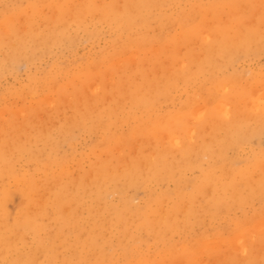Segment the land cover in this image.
I'll use <instances>...</instances> for the list:
<instances>
[{
    "label": "rangeland",
    "instance_id": "374dc122",
    "mask_svg": "<svg viewBox=\"0 0 264 264\" xmlns=\"http://www.w3.org/2000/svg\"><path fill=\"white\" fill-rule=\"evenodd\" d=\"M82 1L0 0V23L2 25L0 26V151L4 152L6 159L8 158L6 161L4 158L3 163H8V160L11 159L9 161L10 166H13V168H10L12 171L11 176L4 177L3 181L0 180V193L3 190V186L7 187L8 195L4 202L7 213L11 215H15L16 213L17 215L20 212V215H18L19 220L16 223L17 228H14L15 231L22 232L23 241L17 242L16 247L19 249L18 252L26 253L37 245L40 238H46L48 233L50 234L51 232L52 235L55 234L56 227L61 226L55 217H58V219L63 218L62 220L67 218V213H65V217L63 210L67 212L66 209L68 207L70 211L73 209L72 214L73 212L76 213L75 210H77L76 214L78 217H75V213V215L73 214L75 218L73 216L71 218L68 215L72 220L69 217L67 220L70 223L66 219L64 220L68 223L66 227L72 226L74 223L77 225L76 222H73L75 219L74 221L78 223L77 226L84 228V230L75 233L67 231V233L59 232L60 234L55 235L54 252L47 255V258L43 257L42 254L40 256L39 252L37 253L38 256L36 258L42 264H94L88 260V256L84 251L85 249L77 242L79 238L84 237L85 233L83 232H85V228L88 226V214L90 213L87 209L88 206L93 205L90 204L88 199V192H86L88 191L86 189L88 185L85 183V177L91 174L88 171L90 167L93 170V166L96 167V164L106 162L113 167H121L123 164L128 163L130 159H138L139 156L146 155L149 151V146L156 139L160 141L158 142L159 144L168 145L166 131H160L157 137L150 134L151 123L148 122L150 121L149 113L147 111H145L146 113L143 112L144 110L139 107L131 109L129 95L131 92L140 93L144 91L146 85L150 84L149 86L153 87L160 79L162 80L168 76L170 78L172 70L180 69L177 66L181 64H183L182 67L186 70L184 72L186 82L177 80L178 82L175 83V86L169 88L168 96L161 97L160 101H156L157 104L155 103V111L152 116H163L165 119L173 120L174 123L177 121L174 125L177 128L176 134L183 139V142H186L185 144L195 145L194 147L207 146L212 149H216L217 139L223 138L225 132L236 125H238L237 127L244 134H248L252 130H255V128H262V133L246 137L235 150L229 149L227 155L237 158L234 161L232 160L234 166L236 165L235 167H243L246 161L249 162L256 157L250 163H257L255 167L249 165V180L252 182L257 176L264 173V158L261 157L264 154V127L261 126H264V124H259L258 120L259 117L264 115L262 113L264 112V94H262L264 93V39H254L255 37H253V40H248L245 48L235 56L236 59L233 57L231 63L227 66L213 68L209 71H200L196 67L197 63H201L204 57V44L208 42V36H213L212 32L216 27L222 29L230 28L231 30L236 29L238 31L249 29L254 30L256 34H264L261 33L264 32V0H163L160 7L158 6L159 8H156V6L155 10L152 9V12H150L151 16L148 17L146 27H140L139 25L132 27L127 24H123V27H118L116 24L99 19L96 15L98 11H94L95 18L91 21H87V23L77 22L74 19L76 15L82 13ZM91 2L93 10L95 7L104 9L103 6H107L108 11L112 13V10L118 11L124 6L126 7L129 0H91ZM61 6L67 8L63 14L67 20L65 37L59 39L58 42L34 47L30 45V48L27 50V57L16 60L17 63L4 58V54L9 50V42H13L15 35L21 34L24 31L23 29L33 28L45 33L50 31L54 26L58 25L57 28H59L60 25L55 11H59ZM70 8L74 13L72 14L73 17H69L72 13ZM142 14L146 18L149 16L147 12ZM158 16L160 22L157 18ZM5 30L8 31L5 32ZM134 34L140 39L139 41L136 40L137 43L135 45L124 46L125 48L120 46L128 39H131V36H135ZM129 36L130 38H128ZM50 44L53 45L51 46ZM130 58H134V60ZM11 61L12 63H10ZM121 64L122 66H120ZM211 71L213 72L211 73ZM166 72L169 73L166 74ZM213 79H216L217 83ZM46 99H48L47 102ZM118 100L122 104V106L120 105V110H118ZM105 108L106 110L113 108L116 116H112V114L110 115L111 117L106 116ZM128 110L132 111L131 113L134 115L135 122L133 119H129L128 121L124 119V115H126ZM192 111L194 112L192 113ZM221 114L226 117H222ZM178 115L181 116L180 120H176L179 117ZM67 118L70 119L68 120ZM101 120L104 121L101 122ZM110 120L112 122H109ZM143 122L144 124H142ZM71 123L75 125L73 124L69 132H66L68 135L62 134L65 133L63 132L65 127H68ZM98 123H101L102 126ZM222 123H224L223 126H221ZM37 125L40 126L38 127ZM41 125L43 126L41 127ZM170 125V127L173 126V124ZM148 129L150 132L147 131ZM43 130H49V132L46 131V133ZM246 131L248 132L246 133ZM44 133L49 135L46 136ZM120 134L122 135L120 136ZM107 135H110V137L107 138ZM188 136L191 141L187 138ZM47 137L52 138V143L49 141L50 139L48 140L51 144L46 142ZM54 140L57 144L54 143ZM7 146L11 148V151H9ZM207 162L210 161L204 157L202 161L204 169L208 166ZM215 171H217V175H220L219 169ZM197 174V170L193 169L186 172L185 175L192 178L193 175L196 176ZM74 175L76 176L74 177ZM14 178L22 181L30 179L31 182L34 181L36 183V187L33 186L35 187L34 189L30 186L33 183L28 184L29 188L26 186L30 192L35 193L34 195L38 193H42L41 195L43 193L46 194H44L45 197L40 196V194L38 197L33 195L35 197L34 202L39 206L38 208L44 206L47 210L45 216H43L44 218L42 217L41 221H38V224L44 223L45 225L44 230L41 229V232L37 231L39 234L35 233L36 230L33 228L34 223L27 214L32 212L26 209L29 207L38 208L34 206L35 203L32 206H30L31 204L27 206V197H23V192H20L21 189ZM76 181L83 183V185L80 183V185H75V187L79 186L78 188L76 187L77 196L74 198L76 202L71 203L73 198L69 202L70 197L68 200L66 198L61 200V196H59V200L55 201L53 199L59 190V194L61 195V189L65 187L64 185L68 188V190L64 188L67 192L70 191L69 189H73L74 183H77ZM149 184L155 192H159L163 188V186H159L154 181ZM50 186H55L52 189L56 190L53 191L51 189L54 194L49 190ZM172 186L171 182L166 184V187L169 189ZM73 190L69 194H74L75 190ZM128 193L131 194L132 192L129 191ZM115 194H110L112 196H108V201L116 206L118 196L117 194L115 196ZM49 195L52 197V200ZM39 197L46 200H40ZM130 197L135 205H140L139 207L144 205V202L142 204V200L145 199V195L142 190L135 191ZM36 200H40L41 203L42 201L44 202L40 205L41 203H38ZM200 200L201 197L198 198L196 203L198 204ZM50 201L55 202V204L53 203L54 206ZM21 203H26L24 205L27 206L25 209H22V212L20 208L24 205H21ZM75 206L77 207L75 208ZM231 210L223 211L224 213L221 212L214 219L200 215L198 223L195 222L196 224L194 223V226L192 225V228L187 233L175 234L173 240L177 243L183 241L186 245L180 251L179 249L178 251L176 250L177 252L172 251L174 252L172 253L173 255H170L171 253L169 255L160 253L162 245L151 244V239H148L144 232L142 235H144L146 241L143 240L144 244H140L138 246L140 248L138 249L139 251L141 250V254H144V259L151 255L149 257H152L154 261L150 264H194L197 257L202 258L205 264H221L223 261L228 260L227 256H232L231 259L235 261H233L234 264H238V261L244 258L243 256L246 254L240 251L239 253L238 251H236L237 253L233 252L232 248L228 247V244H225L226 246L223 244V240L225 238L227 240L232 234L239 232L241 228L243 235L248 236L249 240L257 236L254 234L261 229L259 223L264 221V200L253 199L243 204V206H234L233 210ZM247 217L249 222L246 219ZM242 219L246 223L242 222V225H240ZM63 227L64 231L70 229ZM246 228L248 229V233L246 232ZM202 233L205 235L204 244L192 240L195 234L197 236ZM107 234H109L108 237L111 239L112 245L116 248L113 252V264H124V258L122 257L123 250L116 243L117 234H111L110 232ZM257 234H261V239L260 236H258L259 238L256 237L259 244L257 246L254 244L255 247L252 248L253 251L255 250V253L251 250L253 257L255 256L254 258L256 259L253 261L254 264H258V259L261 256L260 253L264 251V247L261 248L264 245L262 244L264 243V231ZM220 240H222V243ZM246 240H248L247 237L244 241ZM257 240H254L255 243ZM205 241H207V245H205ZM60 242L63 243L62 247L60 246L62 245ZM186 242L188 244L190 242L192 247ZM210 244L213 246H210ZM215 244L218 245L215 246ZM188 246L189 248H187ZM204 246L206 247L204 248ZM7 251L9 252L8 255L5 251L0 252V264H7L10 257L15 256L14 250ZM230 251L233 254H229ZM189 252L195 253V256L191 254L192 258ZM241 253L244 255L242 256ZM219 254L220 256L218 257ZM214 255L215 258L212 257ZM208 258L211 259L209 260ZM199 261L201 262V259ZM198 262L196 263L198 264Z\"/></svg>",
    "mask_w": 264,
    "mask_h": 264
},
{
    "label": "bare ground",
    "instance_id": "6f19581e",
    "mask_svg": "<svg viewBox=\"0 0 264 264\" xmlns=\"http://www.w3.org/2000/svg\"><path fill=\"white\" fill-rule=\"evenodd\" d=\"M162 1L163 0H129L126 7L124 6L121 10H118V11L112 10V13H110L107 9V6H103L104 9L100 8V7L99 8L95 7V9L93 10V8H92L93 4H92L91 0H83L81 2L82 3V5H81L82 13L76 15V18L74 20L77 22H84V23L86 22L87 23V21H91L93 18H95L94 11H98L99 14L97 13L96 15L99 19L103 20L104 22H110V23L116 24L118 27L119 26L123 27L122 26L123 24L124 25L127 24V25L132 26V27H135V25L136 26L139 25L140 27H146L148 24L147 23L148 17L151 16L150 12H152V9H154L156 6H157L156 8H159ZM62 5L64 6V4H62ZM91 5H92V7H91ZM63 6H61L59 8V11L56 10L57 13L55 11V14H57V21L60 25L59 28H57L58 25L54 26L50 31H47L45 33L37 31L33 28L23 29L24 31L21 34L15 35V40L13 42H9V44H10L8 47L9 50L6 51V53L4 54V58L10 59V60H13V62H16V60H18V59L27 57V50H28V48H30V45L34 47V46H38V45H42V44H46V43L58 42L59 39H61L62 37H65V35H66V27L65 26H67V20L64 18L63 14L67 10V8L63 7ZM67 7H69V6H67ZM70 10L72 12L71 8H70ZM145 12H147V14L149 15V16H147V18L145 15L142 14ZM69 13H70V11H69ZM72 14H74V13L72 12L71 15L69 14L70 15L69 17H73ZM52 16H51V18H52ZM21 17H22V15H21ZM157 18L159 19V22H160L159 16ZM24 20H25V17H24ZM64 22L66 23L65 25H64ZM165 24H167V23H165ZM173 24H175V23H173ZM0 26H2L1 23H0ZM230 27H232V26L230 25ZM6 31H8V30H5V32ZM253 31L254 30H249V29L246 31H242V30L238 31L236 29L231 30L230 28H228V29H226V28L222 29L220 27L214 28V30L212 32L213 36L212 37L208 36V42L204 44L205 54H204V57H203L201 63H199V62L197 63V66H196L197 70L199 69L200 71L201 70L209 71V70H212L213 68H220L222 66L229 65L231 63V60L233 59V57H235L240 51H242V49L245 48V44H247L246 42L248 40H253V37H255L254 39H261V40L264 39V34H256L255 31L254 32ZM127 33H129V32H127ZM261 33H264V32H261ZM209 34H211V33H209ZM134 35L135 36H131L132 37L131 39H128L126 42H124L120 46L124 47V46L135 45L137 43L136 40L139 41L140 39L138 38V36L136 34H134ZM128 38H130V36ZM133 40H135V41H133ZM249 42H251V41H249ZM124 51H126V50H124ZM157 53H158V50H157ZM135 54H137V53L135 52ZM133 55H134V53H133ZM2 58H3V56H2ZM234 59H236V57ZM131 60H134V58H132ZM3 61H5V60H3ZM7 61L9 62V60H7ZM164 62H166V61H164ZM10 63H12V61ZM181 63H182V61H181ZM142 65H144V64H142ZM182 65L183 64L177 66L180 69L177 68V69L172 70V72H171L172 74H171L170 78L168 76L162 80L160 79L159 81L156 82V84L153 87H150L149 86L150 84H149L148 86L147 85L145 86L144 91H142L140 93L139 92H136V93L131 92V94L129 95V99H130V103H131V107H132L131 109H135V108L139 107L140 109L144 110L143 112L147 111L149 113L151 119L149 118L150 121H148V122L151 123V132L149 131V129L147 131H149L150 134H153L154 137H157V135L160 134V131H162V132L166 131L167 133L166 132H164V133H166L167 137L166 136L165 137L168 139V140L166 139L168 145H166V144L161 145L158 143L160 141H157V139H156V141L154 143H152L151 146H149V151L146 155L139 156L138 159H130V161L128 163L123 164L121 167H119V166L113 167V166L109 165V163H106V162H102L99 164L95 163L97 166L94 167L92 165L94 169L91 170L92 167H90V169L88 171L89 174L90 173L91 174L89 176L86 174L87 177H85V179H86L85 183H87L86 185H88V188H86L85 185L84 186L88 190L86 192H88V199L90 201V204H93V205L89 207L88 204H86L88 206V209L87 208L86 209L90 212L88 214L89 215L88 226L85 228V232H83V233H85L84 237H81V238L77 237V238H79V241H77V242L80 244V246L83 249H85L84 251L88 256V260L90 262H93L94 264H107V263L113 264L114 263V260H113V254L114 253L113 252L116 248L114 245H112L111 239L108 237L109 234H107V233H109V232L111 234H114V233L117 234V236H116L117 242L116 243H117V245L121 246V249L123 250V256L122 257L124 258V264H150L151 262L154 261V259L152 257L151 258L149 257L151 255H149L148 257H146L144 259L143 258L144 254H141V250L139 251V249H138V248H140L138 246L144 242L143 240L146 241L144 235H142L143 232L147 235L148 239H151V241L149 240L151 242V244L153 243L154 245H157V246L159 244L162 245V247L160 248V253L165 254V255H169V253H171L170 255H173L172 253L177 252L178 249H179V251L181 249H184V245H186L185 242H183V241L178 242V243L176 241H174L173 236L175 234H179V233L180 234L181 233H183V234L187 233L192 228V225L198 221V218L200 217V215H202V217L208 216L210 219H214L221 212H223V211L226 212L229 209L231 210V207L233 210L234 206H239V207L243 206V204H246L249 201H252L253 199L264 200V173H261L259 176H257V178L253 180V182L249 180V178H250L249 177V170H250L249 165H252V167H255V165L257 163L256 164H250V163L253 160H255L256 157L249 162L244 161L245 166H243V167H241V166L235 167L236 165L234 166L233 161L237 158L236 157L235 158L229 157L227 155V151H229V149L235 150V148L239 145V143L242 140L246 139V137H250L251 135L256 136V135L260 134L262 128H260V129L255 128V130H252L248 134H244V132L242 133V130L237 127L238 125H236L233 128L226 131L223 138H220L219 140L217 139L216 149H212V148L207 147V146L194 147L195 145L192 146V145L185 144L186 142L185 141L183 142V139L178 137V135L176 134L177 128L174 125H175V123H177V121H175V123H174L173 120L171 121V120H168L167 118L165 119L163 116L162 117H159L156 115L154 117L152 116V114H154V111H155L154 106H155L156 101L159 99L161 100V97L164 98V97L168 96L167 94L169 93L168 92L169 88L171 86L174 87L175 83H177L178 81H185L186 80V77L184 74V72L186 70L182 67ZM120 66H122V64ZM168 71H169V69H168ZM212 72L213 71H211V73ZM168 73L166 72V74H168ZM164 76H166V75L164 74ZM215 80L216 79H213V81L217 83V81H215ZM221 83H223V82H221ZM91 85H94V84H91ZM85 86H86V84H85ZM224 86H225V84H224ZM262 94H264V93H262ZM28 95L30 96V94H28ZM50 99H52V98H50ZM117 99H119V98H117ZM67 100H69V99H67ZM47 101H48V99H46V102ZM69 101H71V100H69ZM50 103H52V102H50ZM118 103H119V100H118ZM226 104H228V103H226ZM120 105L122 106V104L119 103L118 110H120V108H121ZM77 106H79V105H77ZM105 110H106V108H105ZM202 110L204 111V109H202ZM19 111H21V110H19ZM95 111H93V112H95ZM118 112H121V111H118ZM131 112L128 110L126 112V115H124V119H126L127 121L129 119H133V121H134L135 118ZM193 112L194 111H192V113ZM24 113H27V112H24ZM262 113H264V112H262ZM105 114H106V116L107 115L110 116L111 114H112V116L113 115L116 116V112L113 108H108L105 111ZM197 114H198V112H197ZM163 115L165 116V114H163ZM178 116L179 117L176 118V120L181 119L180 118L181 116L180 115H178ZM221 116L226 117L225 115H222V114H221ZM195 118H197V117L195 116ZM43 119H45V118H43ZM68 120H66V121H68ZM71 120H72V118H71ZM190 120H191V118H190ZM235 120H237V119H235ZM258 120H259V124H264V115L259 117ZM103 121L101 120V122H103ZM109 122H112V121L110 120ZM130 122H131V120H130ZM169 123L173 124V126L170 127L171 125ZM73 124L74 123H71L68 127L66 126L64 131H63L65 133H62V132L61 133L67 136L68 133H66V132H69V130L72 128ZM98 124L101 125V123H98ZM142 124H144V122ZM223 124L224 123H222L221 126H223ZM37 126L39 127L40 125H37ZM42 126L43 125H41V127ZM127 127H128V125H127ZM149 127H150V125H149ZM261 127H264V126H261ZM190 130H188V131H190ZM46 131L49 132V130H46ZM46 131H44V132H46ZM220 132H219V134H220ZM247 132L248 131H246V133ZM122 134H120V136ZM132 134H133V132H132ZM193 134H194V132H193ZM47 135H49V134H47ZM117 136H118V134H117ZM191 136H193V135H191ZM215 136H216V134H215ZM109 137H110V135H107V138H109ZM44 138H45V136H44ZM124 138H126V136H124ZM187 138L189 139V136ZM49 139L50 138L46 139V142L50 143L52 141V138L50 140ZM142 141H144V140L142 139ZM168 141H170V142H168ZM54 143H56L55 140H54ZM164 143H166V142H164ZM196 146H197V144H196ZM4 147H5V145H4ZM7 147L9 149V151H11V148L9 146H7ZM117 148H119V147H117ZM133 150H135V149H133ZM4 151H6V150H4ZM12 153H13V151H12ZM37 154L39 155V153H37ZM9 155H11V154H9ZM259 156H261V155L259 154ZM259 156H257V157H259ZM204 157H206L210 161V162H207L208 166L205 169L202 167V161H203ZM261 157L264 158V154H262ZM3 159L6 161L8 158L6 159V157L4 156V152L0 151V163H2V164H0V180H2V181L5 179L4 177H8L12 173L10 168H13V166H10V162H9V161H11V159L8 160V163L7 162L3 163V161H4ZM95 162H97V161H95ZM99 162H101V161H99ZM261 166H262V164H261ZM193 169H196L198 174L196 176L193 175L192 178L186 177V175H185L186 172H189ZM216 169L220 170V175H217V173H216L217 171H215ZM16 176H17V174H16ZM62 176H64V175H62ZM62 176H61V179H62ZM65 176H67V175H65ZM75 176L76 175H74V177ZM253 177L255 178V176H253ZM15 180L21 189L20 192H23L22 193L24 195L23 197H25V198L27 197V200H28L27 206H29V204H31L30 206H32V204L35 203L34 202V200H35L34 196L38 197V195L40 193H38L37 195H34L35 193L33 194V192H30L28 190V188L30 186H32V188L34 189L36 187V185H35L36 183H34V181L31 182L30 179H28V181H30L29 183H27L28 182L27 180L22 181V180L17 179V178ZM152 181L157 183L159 186H163V188L159 192L153 191L152 188L150 187V184H149ZM76 182L78 184L74 183V187H75V185H80V184L83 185V183H80L78 181H76ZM169 182H171L173 184L171 189L166 187V184ZM31 183H33V185L29 186L28 184H31ZM33 186H35V187H33ZM64 186H65L64 188H67L66 185H64ZM50 187L51 188H49V190L52 191L53 190L52 187H55V186H50ZM74 187H73V189L75 191L73 189H69V190L70 191L73 190L74 194H76V187L77 186L75 188ZM6 188L7 187L3 186V190L0 193V252L5 251V253L8 255L9 252L7 250H10V251L14 250L15 251V256H13V257L11 256L9 261H7V264H42V262L40 260L38 261L36 258L38 256L37 253L39 252L40 256L42 254L43 257H45V258H47V255L52 254L54 252V248H55V238H56L55 235L60 234L59 232H66L67 233V231H69V232L73 231L75 233V232L84 230V228H80V226H77L78 223H77V221H74L75 219L73 220V222H76L77 225H75V223H74V224H72V226L70 225V226L66 227V224L70 223L67 220V218L69 216L74 217V215L78 212L77 210H75L76 213L73 212V214L75 213L73 215L72 214L73 209L70 211V209L68 207V209H66L67 212H65L63 210L65 217H66L65 213H67V218H65V217L64 218L68 221V223H67V221H64L65 219L62 220L63 218L58 219V217H55L59 221V223L61 224V226L56 227V233L55 234L52 235L51 234L52 232H51L50 234L48 233L46 238H40L39 237L40 241L37 242V245H35L34 248L30 249L29 252L28 251L26 253L18 252L19 249H17V247H16L17 242L19 243V242L23 241L22 232L17 231V230L15 231V228H17L16 223L19 220L18 215H20V212H18L17 215H16V213H15V215L13 213H12L13 215L7 213V211H6L7 209H5V207H4V202H5L6 197L8 195ZM32 188H31V190H32ZM63 189H61V192H62L61 195L59 194L60 190L58 193H56V191H55L56 195L55 196L53 195L54 196L53 199L55 201L59 200V196H61V200L65 199V198L68 200V198L70 197L69 202L72 201L71 198H73V201L71 203H73L74 201L76 202V200L74 198H75V196H77V194L76 195L71 194V193L69 194L70 191L67 192L68 188H67V190L66 189L63 190ZM86 189H84V190H86ZM54 190H56V189H54ZM137 190H139V191L142 190L144 192V195H145V199L142 200V204L144 202V205L142 207H139L140 205L139 206L135 205V203H133V201L130 197L132 195V193H135V191H137ZM53 191L51 193H53ZM129 191H131L132 193L129 194L128 193ZM86 192H84V193H86ZM28 193H29V195H28ZM112 193H116L118 196V202L117 203L115 202L117 204L116 206L113 203H111L110 201H108V196ZM41 194H40V196H44L45 193H43V195H41ZM116 194H115V196H116ZM111 196L112 195H110V197ZM199 197H201V200L197 204L196 201L198 200ZM44 199L40 198V200H44ZM134 199H136V198H134ZM40 200L39 201L36 200V201H38V203H41ZM51 200H52V197H51ZM44 201H42V203ZM111 201H112V199H111ZM51 202L52 201H50V203ZM42 203L40 205H42ZM45 203H47V202H45ZM53 203L55 204L54 201L52 202V205H53ZM24 204H26V203H21V205H24ZM36 204L37 203H35L34 206H36L38 208L39 206H37L38 204L37 205ZM27 206L26 205L22 206L20 208L21 212L23 211L22 209H25V207H27ZM72 207H74V206H72ZM76 207L77 206H75V208ZM26 209L32 212L29 214L25 211L29 215V218H31V220L34 223L33 228H35V230H36L35 233L37 231H40L41 229H43L45 227L44 223L38 224V221H41L40 219L43 216H45V214L47 212L46 207L41 206L38 209H36L34 207H31V208L29 207ZM54 209H55V207H54ZM68 210L71 213H69ZM17 211H15V212H17ZM249 216H251V215H249ZM73 217H71V218H73ZM75 217H78L77 214ZM243 219H244V217H243ZM243 219H242L240 225H242V222H244ZM246 219L249 222L248 217ZM244 223H246V221ZM49 225H47V226H49ZM62 227L65 229L66 228H70V229L69 230L66 229V231H64L62 229ZM82 227H84V226L82 225ZM257 227H258V224H257ZM259 227L261 228V229L258 228L260 230L259 231L260 233L262 231H264V221H261L259 223ZM230 229L232 230L231 227H230ZM243 229H245V228H243ZM240 230H239V232L232 234L230 236V238H228L227 240L225 238V240H223L224 241L223 244L224 245L228 244L229 245L228 247H231L233 252L238 251V253H239V251H240V252H242V253L244 252L246 254V255L243 254L244 255L243 256L241 253V255L244 258L240 259L238 257L240 259L239 260L240 263L238 261V264H254L253 261L256 259L254 258L255 256L253 257V253H255L254 252L255 250L253 251L252 248L255 247V245L257 246L259 244L257 238H259L258 236H260L261 234L258 235L257 233H259V232H257V233L255 232L256 234H254V235H257V236H255V237L251 236L252 238L249 240V237L246 235H243L242 230L241 231ZM246 230L245 231L248 233L247 228H246ZM249 232H251V231H249ZM231 233H233V232H231ZM80 234H81V232H80ZM244 234H245V232H244ZM34 236H35V234H34ZM204 237H205V235L203 233L199 234L197 236L195 234V237H192L193 238L192 240L196 241L197 243L204 244ZM244 237L245 238L247 237L248 240L244 241L245 240ZM253 239L255 241L257 240V242L255 243V241ZM260 239H261V236H260ZM214 240H216V239H214ZM214 240H212V241H214ZM149 241H147V242H149ZM220 241L222 243V240H220ZM205 242H206L205 245H207V241H205ZM60 243H62V242H60ZM221 243H220V245H221ZM262 244H264V243H262ZM188 245H190V247H192L190 242ZM216 245H218V244H215V246ZM60 246L62 247L63 243ZM210 246H213V245L210 244ZM205 247L206 246H204V248ZM262 247H264V245H262L261 248ZM187 248H189V246ZM231 248H230V250H231ZM227 250L229 251V249H227ZM251 250L253 251V253L251 252ZM172 251H174V252H172ZM220 251H222V250H220ZM225 251H224V254H225ZM231 251L229 252V254L232 253ZM153 253H155V252H153ZM185 253H183V254L185 255ZM189 253H190V255L193 254V252L192 253L189 252ZM197 253H198V251H197ZM200 253H202V252H200ZM194 254H193V256H195ZM260 254H261V256L258 259L259 260L258 264H264V251H262V253H260ZM186 255H188V254H186ZM257 255H258V253H257ZM193 256H192V258H193ZM219 256H220V254L218 255V257ZM212 257L215 258V255ZM235 257H237V256H235ZM197 258H199V257H197ZM197 258L195 259V257H194L196 262H198V260L201 259V262L199 261L198 264H205V262L202 260V258H199V259H197ZM223 258H225V257H223ZM231 258H232V256L231 257L227 256L228 262L225 260L221 264H224V263L225 264H227V263L234 264L235 261ZM204 259H205V257H204ZM220 260L222 261V259H220ZM195 261H194V264L196 263ZM206 263H207V260H206ZM77 264H79V263H77Z\"/></svg>",
    "mask_w": 264,
    "mask_h": 264
}]
</instances>
